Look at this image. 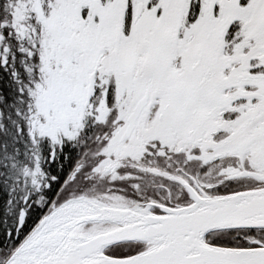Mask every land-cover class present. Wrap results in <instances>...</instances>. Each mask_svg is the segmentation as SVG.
<instances>
[{
	"label": "snow or ice",
	"instance_id": "snow-or-ice-1",
	"mask_svg": "<svg viewBox=\"0 0 264 264\" xmlns=\"http://www.w3.org/2000/svg\"><path fill=\"white\" fill-rule=\"evenodd\" d=\"M0 264H264V0H0Z\"/></svg>",
	"mask_w": 264,
	"mask_h": 264
}]
</instances>
